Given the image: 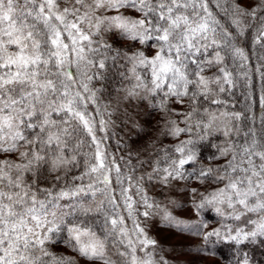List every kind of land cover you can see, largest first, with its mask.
<instances>
[{
    "label": "snow or ice",
    "instance_id": "snow-or-ice-1",
    "mask_svg": "<svg viewBox=\"0 0 264 264\" xmlns=\"http://www.w3.org/2000/svg\"><path fill=\"white\" fill-rule=\"evenodd\" d=\"M117 61L120 99L161 111V135L199 130L158 149L145 175L130 160L124 172L104 147L111 112L96 85ZM216 136L223 143L210 144L204 165L196 141ZM181 181L195 215L246 218L197 223L206 264L217 241L264 242V0H0V264H77L55 254L58 239L88 264H169L140 218L191 231L170 209L176 201L146 188L175 192Z\"/></svg>",
    "mask_w": 264,
    "mask_h": 264
},
{
    "label": "trees",
    "instance_id": "trees-1",
    "mask_svg": "<svg viewBox=\"0 0 264 264\" xmlns=\"http://www.w3.org/2000/svg\"><path fill=\"white\" fill-rule=\"evenodd\" d=\"M245 47H251V35L245 37L241 42ZM117 47L116 45H114ZM253 61L255 62V56L253 55ZM126 72V67L123 62L117 61L115 64H109L106 71V78L102 83H98L96 86L102 89L100 93L104 103L111 106V103L115 99L121 87L127 84L126 80L122 79V74ZM255 98L257 99L256 113L259 115L260 108L258 103V95L261 89V81L259 74H256L253 79ZM245 91L239 89L237 91L235 100L233 103L236 104V109L239 110L245 105V100L240 95V92ZM146 105V104H145ZM169 106L174 110H182L184 106L180 104L169 102ZM207 106V105H206ZM211 109H215L216 106H208ZM162 112L147 106V111L142 113V119L139 121L137 126H131V123L124 122L123 117L118 116L113 125L107 127V139L104 140V147L106 150L113 155L117 160L123 157L125 161L131 162V165L135 168H143L149 164L152 157L156 155V152L161 147L167 148L174 144L179 143L180 140H186L191 136L194 140L196 139V132L199 131L195 128L193 123V132L181 133L179 138L173 136L161 135L160 129L163 124ZM179 122L182 117H173ZM107 119V117H106ZM195 117L193 120L195 121ZM120 122V123H117ZM183 127V124H180ZM98 138L103 137L104 133L97 132ZM223 138L216 136L210 138L208 141H196V151L200 162L210 160L209 158L215 153V148L211 147L210 144H222ZM207 185V181L205 182ZM205 185H200V190L203 191ZM209 191L212 187H209ZM200 219L212 227H221L222 225H230L232 227H243L245 217L241 220H234L225 217H221L214 210L204 209L199 215ZM89 222L96 221L95 227L97 231H100L99 218L89 216L86 218ZM213 249L216 253L212 256L213 262H207V264H238L242 254H246L249 264H264V242L257 243H246L245 245H233L228 242L217 241L213 245ZM53 250L57 256H67L72 252L66 244L62 243L59 239L57 244L53 246ZM200 250V249H199ZM206 264V262H201Z\"/></svg>",
    "mask_w": 264,
    "mask_h": 264
},
{
    "label": "rangeland",
    "instance_id": "rangeland-1",
    "mask_svg": "<svg viewBox=\"0 0 264 264\" xmlns=\"http://www.w3.org/2000/svg\"><path fill=\"white\" fill-rule=\"evenodd\" d=\"M116 46L119 47V45ZM125 86L120 88L109 108L111 112V123L109 124V128L114 124L118 116L123 117L124 122L128 124L131 123L132 125L129 124L130 127H135L141 123L139 121L142 119V113L147 111V105L145 104L128 105L120 99L122 96V89ZM177 144L178 143L175 142L166 149H173ZM125 162L126 161L123 159L117 160L122 170L127 173L128 167ZM201 163L208 165L213 162L208 160ZM150 170V164H148L143 168H136L134 174L137 176L145 175L147 172H150ZM185 183L188 182L181 181L180 184L177 185L175 192H170L167 188H153L151 184L146 185L149 196L157 202L164 201L167 203L169 200L176 201L175 205H169L174 215L182 220L189 221L193 225L191 231L180 233L177 229L169 227L168 224L159 217L148 219L140 218V223L145 228L148 236L157 241V254L166 256L169 260V264H201V262H206L205 257L200 254L199 250L203 246V242L201 238L192 234L195 231L197 223L203 221L200 219L199 215H195L192 211V198L188 195V191L184 187ZM196 184L197 181L191 180L189 187ZM161 192H163V195H161ZM67 256L76 259L77 264H88L83 257H79L75 253H71ZM207 262H213L212 257L208 258Z\"/></svg>",
    "mask_w": 264,
    "mask_h": 264
}]
</instances>
